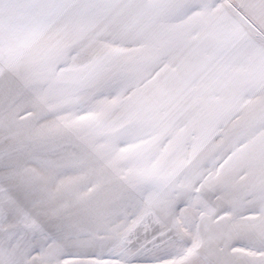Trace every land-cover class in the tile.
Instances as JSON below:
<instances>
[{
  "label": "snow or ice",
  "instance_id": "6c2138e0",
  "mask_svg": "<svg viewBox=\"0 0 264 264\" xmlns=\"http://www.w3.org/2000/svg\"><path fill=\"white\" fill-rule=\"evenodd\" d=\"M0 264H264V0H0Z\"/></svg>",
  "mask_w": 264,
  "mask_h": 264
}]
</instances>
